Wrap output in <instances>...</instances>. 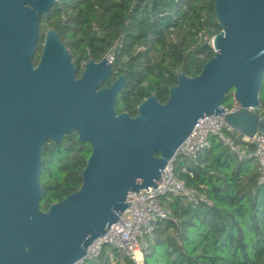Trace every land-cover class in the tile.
<instances>
[{"label": "water", "instance_id": "95a60500", "mask_svg": "<svg viewBox=\"0 0 264 264\" xmlns=\"http://www.w3.org/2000/svg\"><path fill=\"white\" fill-rule=\"evenodd\" d=\"M56 2L0 0V264L79 263L127 211L130 193L158 187L199 119L225 114L231 90L242 109L225 115L229 126L250 139L264 134V116L254 110L264 79V0H215L222 27L212 39L215 56L198 76L180 73L166 103L147 98L136 117L116 110L125 75L103 87L109 57L89 60L77 78L51 28L34 64L41 16ZM73 132L92 147L82 185L43 211L44 147Z\"/></svg>", "mask_w": 264, "mask_h": 264}, {"label": "trees", "instance_id": "16d2710c", "mask_svg": "<svg viewBox=\"0 0 264 264\" xmlns=\"http://www.w3.org/2000/svg\"><path fill=\"white\" fill-rule=\"evenodd\" d=\"M215 0H57L41 16V38L33 62L38 64L46 32L53 28L68 48L80 78L86 63L112 56L113 71L103 86L122 75L125 85L116 102L118 114L138 115L151 95L166 103L178 76H198L215 56L212 39L222 31ZM257 113L264 116V79ZM234 90L224 106L234 105ZM240 141L242 135L233 132ZM92 154L89 143L73 132L62 143L48 141L43 151L41 209L79 190ZM160 156V153H157ZM176 176L203 190L213 204L193 206L166 195L161 202L181 220L155 223L144 249V264H264V184L253 158H240L218 137L195 159L177 155ZM105 246L100 257L83 264H112Z\"/></svg>", "mask_w": 264, "mask_h": 264}, {"label": "built area", "instance_id": "2783aa9c", "mask_svg": "<svg viewBox=\"0 0 264 264\" xmlns=\"http://www.w3.org/2000/svg\"><path fill=\"white\" fill-rule=\"evenodd\" d=\"M239 109H242V106L234 101L232 108L225 107V114H213L199 119L192 134L183 142L175 157L163 170L161 180L157 183L158 187H149V191L143 189V192L140 190L138 193H130L128 201L132 204L127 211L111 226L105 236L98 238L89 247L86 257L77 264L97 260L105 246L120 254L117 257L110 251L112 264H144V249L149 239L153 237L155 223L158 220H170L177 226L181 223L172 209L161 202L163 196H177L185 204L193 206L199 204L211 206L212 199L203 190L192 188L179 179L174 169L177 155L195 159L203 149L210 146L211 136L218 137L240 158L255 159L260 170L259 183L264 184V134H256L252 139L242 136L238 141L233 136L234 130L225 119L227 113Z\"/></svg>", "mask_w": 264, "mask_h": 264}, {"label": "rangeland", "instance_id": "374dc122", "mask_svg": "<svg viewBox=\"0 0 264 264\" xmlns=\"http://www.w3.org/2000/svg\"><path fill=\"white\" fill-rule=\"evenodd\" d=\"M107 57H109V59L112 61V59H113L112 56H107ZM256 111H257V110H256ZM109 250H111L110 247H109Z\"/></svg>", "mask_w": 264, "mask_h": 264}, {"label": "flooded vegetation", "instance_id": "af4514ba", "mask_svg": "<svg viewBox=\"0 0 264 264\" xmlns=\"http://www.w3.org/2000/svg\"><path fill=\"white\" fill-rule=\"evenodd\" d=\"M86 64H87V63H86ZM85 66H86V65H85ZM84 69H85V68H84ZM84 69H83V70H84ZM82 72H83V71H82ZM81 76H82V75H81ZM109 79H110V78H109ZM103 87H107V86H103Z\"/></svg>", "mask_w": 264, "mask_h": 264}]
</instances>
